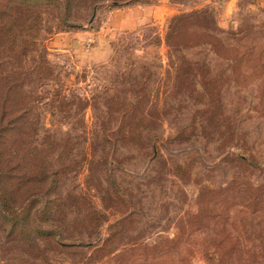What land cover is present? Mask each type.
Returning a JSON list of instances; mask_svg holds the SVG:
<instances>
[{
    "label": "rangeland",
    "instance_id": "obj_1",
    "mask_svg": "<svg viewBox=\"0 0 264 264\" xmlns=\"http://www.w3.org/2000/svg\"><path fill=\"white\" fill-rule=\"evenodd\" d=\"M0 112V264H264V0H0Z\"/></svg>",
    "mask_w": 264,
    "mask_h": 264
},
{
    "label": "trees",
    "instance_id": "obj_2",
    "mask_svg": "<svg viewBox=\"0 0 264 264\" xmlns=\"http://www.w3.org/2000/svg\"><path fill=\"white\" fill-rule=\"evenodd\" d=\"M9 121L4 118V113L0 112V147L3 145L4 140H5V133H7L10 128H9ZM9 160L7 157H4L2 154V150L0 148V218L6 222L8 220L12 219L13 216L8 214V210L11 209L9 206L12 203L11 196L9 194L10 186H11V181L15 176V173L13 172V165L9 164ZM15 212V211H14ZM23 215L17 218V216H14L12 220H14L13 224H16L17 222H20L19 220L22 219ZM235 247L229 248L226 250V253L229 254V252H233ZM232 254V253H231ZM224 255V254H223Z\"/></svg>",
    "mask_w": 264,
    "mask_h": 264
},
{
    "label": "crops",
    "instance_id": "obj_3",
    "mask_svg": "<svg viewBox=\"0 0 264 264\" xmlns=\"http://www.w3.org/2000/svg\"><path fill=\"white\" fill-rule=\"evenodd\" d=\"M129 21L125 20V19H122V20H119L115 25L120 27V26H125L127 25Z\"/></svg>",
    "mask_w": 264,
    "mask_h": 264
}]
</instances>
